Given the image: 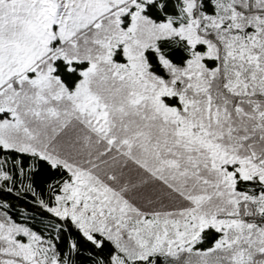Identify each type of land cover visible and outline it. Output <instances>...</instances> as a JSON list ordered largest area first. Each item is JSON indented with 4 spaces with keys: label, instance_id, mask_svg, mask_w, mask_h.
<instances>
[{
    "label": "snow or ice",
    "instance_id": "1",
    "mask_svg": "<svg viewBox=\"0 0 264 264\" xmlns=\"http://www.w3.org/2000/svg\"><path fill=\"white\" fill-rule=\"evenodd\" d=\"M0 264H264V0H0Z\"/></svg>",
    "mask_w": 264,
    "mask_h": 264
}]
</instances>
